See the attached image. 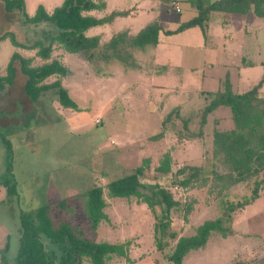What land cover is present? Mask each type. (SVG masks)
Returning a JSON list of instances; mask_svg holds the SVG:
<instances>
[{"label": "rangeland", "instance_id": "obj_1", "mask_svg": "<svg viewBox=\"0 0 264 264\" xmlns=\"http://www.w3.org/2000/svg\"><path fill=\"white\" fill-rule=\"evenodd\" d=\"M26 1L30 15L35 14L40 4L52 11L63 2ZM104 1L107 7L92 12L93 15L103 17L112 11L131 9L133 13L118 17L103 27H94L90 34L100 35L102 42L124 28L137 33L157 18L162 19L164 28L174 30L179 22L194 16V10L183 2L182 11L178 13L176 10L167 12L168 5H162L161 0ZM212 17L211 29H218L223 14L215 13ZM18 18L17 12H7L0 1V35L13 30L23 41L25 35L16 23ZM29 35H33L32 30ZM3 43L0 74L5 75L13 48L9 41ZM21 52L28 57L34 55V52ZM53 58H58L69 73L61 78L53 76L47 81L51 83L60 79L78 104L79 111L61 106L51 91L44 93L38 101H31L24 91L26 77L20 72L17 61L13 84L0 89V251L8 242L7 256L14 264L20 245L21 212H33L50 204L56 225L67 221L78 226L86 239L110 243L130 240L132 262L116 258L111 264H169L165 253L176 240H171L164 252L157 249L155 218L145 203L136 198H109L106 192L105 212L110 221L102 222L95 231L85 215L79 194L95 184L105 186L132 173L144 159L150 158V168L143 182L168 188L181 203L180 208L171 214L172 230L178 238L194 234L195 228L204 221L221 216L211 184L200 189L176 188L173 174L185 164L209 168L210 161H207L214 130L234 127L230 109L221 107L209 115L202 136L188 137L201 132L198 113L206 105L202 93L218 91L226 78L234 85V91H244L260 82L263 71L253 70L247 79L240 73L239 79L235 71H225L215 64L209 48L206 51L204 45H190L188 32L173 37L164 35L157 48L136 53L134 66L101 58L87 62L62 50H57ZM42 63L45 62L40 59L34 62L35 65ZM168 63H172L168 67L171 72L157 73L160 64ZM176 107L180 108V116L188 119L187 129L181 117L174 115L166 122ZM162 132L163 138L153 139ZM166 152L172 155V174L162 175L156 168ZM7 176L17 186V193L13 196L7 194L3 185ZM236 191L240 195L248 194L250 187L246 185ZM62 200L74 208L73 213L59 208ZM189 204H192V211L186 221L184 212ZM156 210L161 213L159 207ZM242 215L245 225L250 222L247 229L257 230L255 222L260 217L264 225V191L254 204L243 210ZM256 234L251 232L240 236L234 233L226 238L216 235L204 248L192 250L183 264H236L240 261L264 264V239Z\"/></svg>", "mask_w": 264, "mask_h": 264}, {"label": "trees", "instance_id": "obj_2", "mask_svg": "<svg viewBox=\"0 0 264 264\" xmlns=\"http://www.w3.org/2000/svg\"><path fill=\"white\" fill-rule=\"evenodd\" d=\"M4 9L11 13L17 12L18 23L24 33L20 40L15 31L9 30L0 35V51L3 42L9 41L13 50L6 65V74H0V89L10 87L17 75L15 62L19 63L20 72L26 77L24 91L31 101L51 91L55 94L61 106L79 111L78 104L72 99L69 91L57 79L49 83L51 77H65L68 68L58 59L53 58L57 50L77 55L87 62L101 58L105 61H120L127 66L135 65V55L159 44L160 32L163 30L160 19L147 23L136 34L128 30L118 32L108 41L102 42L100 35H88L87 32L98 26L112 23L117 17H124L127 11H113L104 17L92 14L106 8L104 0H63L52 11L43 4L38 5L35 14L27 11L26 0H0ZM163 1V0H162ZM258 0H221L211 3V0H188L196 9L197 15L191 20L182 22L174 30H165V35L171 36L184 32L192 27H200L207 35V26L212 12H248V5ZM169 10L181 12L179 4L171 0ZM17 26V25H16ZM32 30V36L29 31ZM11 48V49H12ZM21 51L34 52L31 57ZM40 59L45 63L35 65ZM98 60V59H97ZM162 67L157 72H166ZM264 84V75L260 82L245 92H235L229 78L218 91H204L206 105L198 113L200 133L188 135L196 137L203 135V128L208 117L221 107H228L234 127L229 130L215 129L210 151L209 168L204 165L185 164L174 174V186L182 189L204 188L211 184L216 192L221 216L209 219L195 228L190 236L178 235L172 230V211L179 209L181 203L174 198L172 191L157 184L143 182L146 171L150 168V158L143 160L142 165L132 173L110 181L105 186L94 185L81 192L83 210L89 219L93 230L97 231L102 222H109L105 212L109 198H136L145 203L155 218L154 238L157 249L164 252L170 246L171 240L175 245L166 250L169 264H183L184 258L192 251L204 248L211 238L220 235L224 238L235 233L233 222L235 214L254 203L264 191V96L260 89ZM180 116V108L176 107L167 117L166 122L173 116ZM184 128H188V119L181 117ZM182 136V135H181ZM186 136V135H185ZM164 137V133L154 136V140ZM10 174V167H8ZM156 171L162 175L172 174V155L166 152ZM3 185L7 194L17 193V186L12 178L7 176ZM248 185L250 192L240 195L236 188ZM61 210L70 214L74 208L69 207L66 200L58 204ZM157 207L161 209L158 214ZM52 205L46 204L33 212L20 214V245L14 264H109L113 257H129L130 240L122 243L95 242L86 239L84 231L62 221L56 225L51 215ZM192 211V204L186 206L184 219L187 221ZM9 244L0 251V264H13L7 256ZM236 264H247L240 261Z\"/></svg>", "mask_w": 264, "mask_h": 264}, {"label": "crops", "instance_id": "obj_3", "mask_svg": "<svg viewBox=\"0 0 264 264\" xmlns=\"http://www.w3.org/2000/svg\"><path fill=\"white\" fill-rule=\"evenodd\" d=\"M169 1L171 0H163L162 5H166ZM174 1H176L179 4V6L181 7V11H182L181 2H183L184 4H187L192 10H194V13H193L194 16L191 17V19L197 15L196 9L187 2L188 0H174ZM218 1H221V0H211V3H215ZM26 5H27V1H26ZM106 7H107V3H106ZM168 8H167V12L170 11ZM247 8H248L247 10L248 12L246 13L227 12V11L212 12L210 19H209L208 26H207L206 36L204 35L202 29L198 26L192 27L184 31V32L189 33L190 45L195 46V47L204 45V50L206 51H208V48H209V52H211V55L213 54L215 57V64L217 63V65L222 66L225 71H229V70L235 71L236 73L239 74L238 75L239 79L241 78L240 73L246 75V79H247L248 75H250V72H252L253 70H256V71L262 70L263 75H264V0H258L256 2H251ZM119 11H127L128 14L126 16H129L133 13L132 9L131 10H119ZM215 13H222L223 17H222V20L220 21L218 29H211V26L213 24V19H214V17L212 16L215 15ZM160 21H162V19H160ZM182 22H185V21L179 22L178 26ZM161 26L163 30L160 32L159 44L165 35L164 31L167 30L166 28L163 27L162 22H161ZM100 27H103V26H100ZM177 27H175L174 29H176ZM92 29L94 30L95 28H92ZM92 29H90L87 32V34L90 36L95 35L94 32L90 34ZM124 30L129 31L130 29L124 28L121 31H124ZM130 33L135 34L136 32L130 31ZM180 34H183V32L176 34V35H180ZM173 36L174 35H171L170 37H173ZM159 44L156 46V48L159 46ZM165 66L167 68L171 67L172 63H168L166 65L160 64L158 68L162 69V67H165ZM169 72H171L170 69L169 71H166V72L162 71L160 74H167ZM231 80L233 82V78ZM25 81H24V84H25ZM253 86H249L248 88H246V90L241 91V92H245L251 89ZM263 90H264V84H263V87H261L260 89V93L262 96H264ZM225 130H229V129H225ZM237 189L238 188H236V190ZM246 208L238 211L234 216L233 229L235 233H237L240 236L241 234L249 235L251 232L254 234L257 233L256 236L264 239V225L262 224L263 222L262 217H260V219L255 222V224L258 227L257 230H254L255 232L252 229H247V226L250 225V222L247 225H245V218L242 215L243 210H245ZM116 258H119V257H113L112 260L109 262V264H111Z\"/></svg>", "mask_w": 264, "mask_h": 264}]
</instances>
